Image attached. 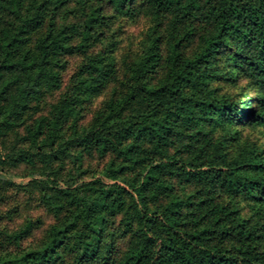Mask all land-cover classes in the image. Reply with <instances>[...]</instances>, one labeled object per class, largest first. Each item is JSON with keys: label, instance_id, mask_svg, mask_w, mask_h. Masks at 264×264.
Masks as SVG:
<instances>
[{"label": "trees", "instance_id": "trees-1", "mask_svg": "<svg viewBox=\"0 0 264 264\" xmlns=\"http://www.w3.org/2000/svg\"><path fill=\"white\" fill-rule=\"evenodd\" d=\"M0 172V264H264V0H0Z\"/></svg>", "mask_w": 264, "mask_h": 264}, {"label": "rangeland", "instance_id": "rangeland-1", "mask_svg": "<svg viewBox=\"0 0 264 264\" xmlns=\"http://www.w3.org/2000/svg\"><path fill=\"white\" fill-rule=\"evenodd\" d=\"M0 174H4V172L2 173V172H0ZM37 177H39V175H36ZM2 177H5V178H10V179H12V180H14V181H16V182H22V181H26L27 179H28V177L27 178H24V177H22V176H20V175H6V176H2ZM63 183H64V181H61V184L63 185Z\"/></svg>", "mask_w": 264, "mask_h": 264}]
</instances>
